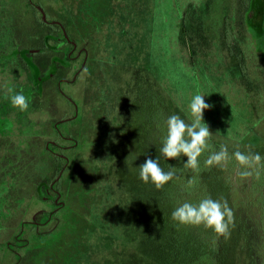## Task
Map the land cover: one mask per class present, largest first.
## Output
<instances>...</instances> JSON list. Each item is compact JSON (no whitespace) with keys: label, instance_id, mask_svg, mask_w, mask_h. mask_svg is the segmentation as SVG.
Masks as SVG:
<instances>
[{"label":"rangeland","instance_id":"1","mask_svg":"<svg viewBox=\"0 0 264 264\" xmlns=\"http://www.w3.org/2000/svg\"><path fill=\"white\" fill-rule=\"evenodd\" d=\"M35 1L43 3V10L54 18V24L66 27L70 40L90 49L92 59L87 71L70 93L77 102L83 101V112L74 123L83 128L84 132L79 133L84 137L82 142L93 141L97 149L90 159L83 152L71 153L81 160L84 158V164L79 167L76 163L67 177L66 195L61 197V202L68 201L63 211L69 208L64 211V223L52 226L56 229L49 230L44 239H32L29 248L22 244L14 246L5 261L2 260L4 252L0 251V264H13L18 256L21 264H109L112 252L119 245L118 238L132 239L128 234L133 230L126 226L128 218L123 222L119 218L126 217L128 198L140 199L134 185L142 183L137 179L138 167L149 157L158 159L159 163L163 160L151 131H141L142 125L134 124L136 119L130 113L132 107H137L140 100L152 93H157L167 103L168 114H178L189 122L187 106L191 98L196 94L205 95L204 100L211 107L204 111L203 119L212 132L211 138L227 148L264 153V52L257 42H252L254 48L246 61L250 67L245 78L235 59L229 58L223 49L222 30L219 31L216 19L204 20L208 0ZM7 11L12 17L9 25L13 28L19 15L13 13L10 6ZM93 13L102 16L97 20L99 24L92 18ZM189 14L186 27L183 20ZM43 17L40 12L39 22L34 21L29 26L27 20L20 22L22 25L16 29L20 32L14 40H0V116L5 118L12 113L4 135L0 130V244H6L17 234L13 232L18 221L12 219L29 218L38 207L36 200H29V187L32 179L48 167L40 153L44 134L53 118L61 115V111L55 112L56 103L62 106L64 101L61 94L56 95L57 99L52 97L56 94L52 88L47 94L38 93L41 98L34 96L33 104L26 111H20L5 97L22 90L30 105L31 94L36 92V69H40L42 77L49 76L46 86L71 78V75L66 76L71 65L68 47L55 49L54 41L51 48L45 46V36L53 33L64 36L41 23ZM263 17L262 12L255 10L250 20L256 34H261ZM182 28L186 32L191 29L187 35L192 33L193 39L188 36V40L194 44V47L191 44L193 50L180 38ZM241 35L245 36V31H241ZM17 49H28L31 64L17 54ZM35 50L40 51L31 53ZM66 86V83L62 86L65 91ZM74 115V108L70 109L69 116ZM75 127L64 126L63 129L68 135L73 132L77 138ZM56 165L59 169L62 164L57 162ZM90 168L99 171L98 182L94 179L97 172ZM80 171L85 179L79 176ZM43 175L47 184L54 174L47 175L46 171ZM232 181L235 192L230 193L229 198L239 197L243 203L252 194L250 177L242 180L233 176ZM93 185L95 189L91 192ZM128 185L132 186L131 192H126ZM41 190L45 193L46 187L42 186ZM105 203H110V213H117L115 228L106 220L104 210L108 205ZM234 216L235 220L245 222L250 254L242 251L243 255L234 260L230 258L229 264H246L245 254L252 264H264V248L259 250L264 241H261L262 232L256 221L258 210L241 204L234 210ZM53 218L56 224L58 217ZM46 219V214L37 216L41 223ZM149 236L154 243L156 235ZM112 264L126 263L124 257L118 255Z\"/></svg>","mask_w":264,"mask_h":264},{"label":"trees","instance_id":"2","mask_svg":"<svg viewBox=\"0 0 264 264\" xmlns=\"http://www.w3.org/2000/svg\"><path fill=\"white\" fill-rule=\"evenodd\" d=\"M213 1L214 0L207 1L208 7ZM9 6L12 7L13 13L19 15H16L17 20L13 19L16 21L13 28L9 25L12 21V17L7 11ZM37 15H40V11L33 6L31 0H0V40L4 38L14 40V38L19 35L18 32H20V29H16L19 25H22V21L26 22L27 20L29 26L34 24V21L39 22ZM91 16L96 22H98V18L102 17L94 13ZM40 22L43 23L41 20ZM183 24L186 27L189 25V17H185ZM6 32H8V34ZM181 32L180 38L193 50L194 44L188 40V36L191 37L192 33L187 35L188 32L183 30V28ZM191 38L193 39V36ZM52 41L55 42L54 35L49 34L45 36L46 46L51 44ZM191 44H193V47ZM27 52L28 49H17V54L22 56V58L26 57ZM35 75L36 81L39 82L38 74ZM36 81L34 84H36ZM152 94L140 100L137 107L131 108L130 113L132 117L136 119L134 124L140 123L144 129L139 128L141 131H151L152 140H157L158 145L161 147V139L166 134L164 121L170 115L168 114V110L170 109L168 105L166 106L167 103L164 102L163 98H159L157 93ZM133 113L135 114L133 115ZM165 114L167 116H165ZM137 126L138 125H135V127ZM135 131L139 130L136 129ZM99 138L105 140L103 136H99ZM209 144L211 148L206 150L199 157V173H195L191 169H185L183 167V163L187 161V157L181 156L172 160L163 157L160 167L165 172L170 168L176 169V175L171 181L160 189H157L151 182L146 184L142 181L141 186L138 183L134 184L138 189L134 188L140 192V199L132 201L131 198L130 200L128 198L126 217L119 218V216H117L122 222L123 219L125 220L128 218L126 226L133 230V232L128 234H131L130 236H132V239L117 236L119 237V245L112 252V258L109 264H112L113 260L116 259L118 255L124 257L126 264H163V262L165 264V261H167L168 264H229L231 259L234 260L236 256L240 254L243 255L241 253L242 251H247L249 253L248 249L250 246H247L249 237L243 224L244 221L235 220V216L234 226H230L231 234L228 239L217 236L213 230L203 226L180 225L171 219V213L178 205L184 202L195 204L205 197H211L214 200L221 198L226 199L233 212L236 208L240 207L241 204H245V206L250 205V208H256L259 214L256 221L259 225V230L262 232L261 241H264V159L261 161L260 178L257 179L255 176L250 177L251 196L244 199L243 203H240L239 200L242 199L239 197L237 199L229 198L230 193L232 194L235 192V187L231 185V182H233V176L238 178L237 169L239 167L235 159L231 157L232 154L239 149L228 148L230 159L223 167L224 170L220 171L219 168L221 167L219 166H212L210 168L204 167V160L212 151H217L220 147V144L213 138L209 140ZM82 149L87 150V152L83 153H85L84 156H88V159L94 155H92V152L96 155L95 151L97 148L94 147L93 141L86 140ZM239 151L245 153L249 152L248 150ZM253 153H258L264 158L263 152ZM77 158L78 160L75 162V165L78 163L80 167L84 164V161L82 162L84 158H82V160L80 156ZM89 163L96 164L94 161H89ZM92 170L97 172L96 168H90V171ZM99 175L100 173L98 171L96 176H94L95 182L99 181ZM79 176L85 179L83 178L84 175L82 171H80ZM194 176L197 180L195 188L185 190L184 186L187 184V181ZM137 179H139V173ZM131 188L132 186L128 185L126 192H131ZM94 189L95 185L91 186L90 191L92 192ZM119 194L123 196L122 193ZM105 205H108V209L104 210L105 214L108 216L106 220L112 223V228H115L116 225L114 224L117 222V213H110V203H105ZM137 230H139V232H136ZM150 234L156 235L154 243L150 240ZM151 246L152 248H150ZM261 248H264V245L260 247L259 250H261ZM168 255L170 259H168ZM245 255H247V257ZM245 255V263L252 264L251 260L249 261L248 259V254ZM166 256L167 258L165 260Z\"/></svg>","mask_w":264,"mask_h":264},{"label":"flooded vegetation","instance_id":"3","mask_svg":"<svg viewBox=\"0 0 264 264\" xmlns=\"http://www.w3.org/2000/svg\"><path fill=\"white\" fill-rule=\"evenodd\" d=\"M31 2L36 9L43 13L44 21H41L46 26L51 27L55 32H62L64 37L54 36V40L56 42L54 47H56L55 49L68 47L69 50L67 53V57L69 58L71 65L68 67L70 71L66 76L71 75V78H62L61 80H59V82L46 86L45 83L49 80V76L42 77V72L40 71V69H36V74H38L39 82L36 81V84H34L36 87V92H34V94H31L32 97L29 107L33 104L34 96H36L37 98H41L37 95L38 93L41 94L44 92V94H47L52 88L55 89L56 92V94H54L52 97H55L57 99L56 95L61 94V97L64 100H62V106H58V102L56 101L57 103L55 106V112L59 113L61 111V115L59 117V114H57V116L53 118V121L52 123H50L49 127H47L44 134V142L41 148L42 152H40L41 156L44 158V161L48 166L45 172L47 171V175H54L52 178H50V183L47 184H45L47 178L43 177V173L45 172L40 174L37 178L32 179V183L29 187L30 199H28L36 200L39 203L38 204L37 202H35L38 207L36 208V210H34L33 214L29 218H21L19 220L12 219V221H18L17 228L13 232H17V234L13 235L6 244H0V251L4 252V258L2 259L3 261L9 258L8 251H12L14 246L19 245L21 247L23 245L24 247L26 246V248H29L33 240L44 239L48 233L56 229L55 227H58L60 224L62 225L64 223L63 215L69 208L66 211L64 210V213L63 209L68 206V201L67 199H64L61 202V197L64 198V187L67 188L65 185L67 177L72 174L71 171H73L75 162L77 161V155L74 156L71 155V153L86 151L82 149V146L84 145V142H82L84 140V137L79 134L81 132H84L82 130L83 128H80L79 124H74L76 123L77 117L80 116L83 112V101L81 102L79 100V102H77V100H74L71 97L72 95L70 93V89L74 88L75 83L80 80L81 76L84 75L87 71V65L90 64V61L92 59L90 55V49L88 47H81L78 41L70 40V32L68 33L64 25L54 24V18L48 16L45 10H43L44 7L42 2L38 3L35 0H31ZM206 7L208 10L206 9L205 11L204 20L209 22V19H216L215 21L219 26V31L222 30V33H220L222 34L221 42L223 44V49L226 52V55L229 56V58L235 59L238 67L240 68L241 74L245 77V73L249 71L248 67H250L246 63V61L249 60V53L254 48H252L254 44L252 42H257L259 49L264 52V17L261 24L262 28H259L261 29V34H256L257 30L250 23V20L254 16L255 10L257 12L260 11L262 12V14H264V0H214L213 2H211L209 7L208 5ZM187 17H189V15ZM56 27H60V30ZM241 31H245L246 35L242 36ZM52 35L55 34L53 33ZM51 45L52 43L45 46L46 48H51ZM39 51L40 50H35L31 53L36 54V52ZM204 55L205 54H203L202 56L204 57ZM27 56L28 53L23 59L25 61L27 60V64H31L32 61L28 62L31 59H28ZM222 56L223 54H221V57ZM72 70H75L76 72H74V76L72 75ZM52 74L53 72L50 75ZM64 83L67 84L66 91L62 87ZM82 98H84L83 95ZM73 108L75 110V115L69 116L70 109ZM11 116V112H9V114H7L5 118L0 116V130L2 131V135H4V133L6 132V125L10 124ZM64 126L69 128L76 126L74 128V131L79 134V137H74L73 132L70 135L66 134V131H64L63 129ZM8 140L9 138L7 139V142ZM57 162L62 164L61 168L59 169L56 165ZM31 186L33 188H31ZM42 186L46 187L45 193L41 190ZM25 210L28 211L29 209ZM39 213L43 214L44 216L46 214L47 216V219L42 223L37 220V216ZM55 216L58 217V221L56 222V224H54L53 222V217ZM3 220H5V218ZM52 226L55 227L52 228ZM49 230L51 231L49 232ZM21 263V258L18 256L16 262H14L13 264Z\"/></svg>","mask_w":264,"mask_h":264},{"label":"clouds","instance_id":"4","mask_svg":"<svg viewBox=\"0 0 264 264\" xmlns=\"http://www.w3.org/2000/svg\"><path fill=\"white\" fill-rule=\"evenodd\" d=\"M9 91L11 92V89ZM204 97L205 95L196 94L191 98L187 106L191 117L190 122L182 119L178 114L167 117L164 121L166 134L161 139L162 146L159 149L160 154L168 160L181 156L187 157L183 167L195 173L200 171L199 157L211 148L209 140L212 132L203 119L204 111L211 106L205 102ZM5 98L20 111H26L29 108L28 97L23 94L22 90ZM231 158H234L239 166L237 176L240 179L252 176L260 178L261 161L264 158L258 153L251 151L245 153L237 150ZM229 159L227 146L221 144L219 150L212 151L204 160V167H224ZM138 169L139 179L146 184L151 182L157 189L162 188L176 175L175 168H170L165 172L160 167L159 160L150 157L139 165ZM196 184L197 180L194 176L187 181L184 186L185 190L195 188ZM171 219L180 225L203 226L225 239L230 237V226H234V212L227 200L223 198L214 200L211 197H205L195 204L184 202L172 211Z\"/></svg>","mask_w":264,"mask_h":264}]
</instances>
